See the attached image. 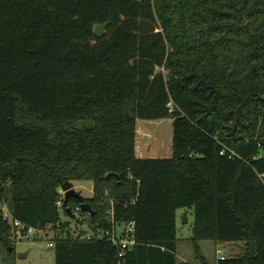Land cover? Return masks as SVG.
<instances>
[{
  "label": "trees",
  "instance_id": "trees-1",
  "mask_svg": "<svg viewBox=\"0 0 264 264\" xmlns=\"http://www.w3.org/2000/svg\"><path fill=\"white\" fill-rule=\"evenodd\" d=\"M166 117L172 156L138 158L137 119ZM263 174L264 0H0V211L60 224L56 264H179L185 207L198 263L211 240L245 243L215 264H264ZM82 180L93 195L62 210ZM108 199L117 224L135 221L121 258L61 218L88 203V224L110 229ZM12 244L1 216L0 264Z\"/></svg>",
  "mask_w": 264,
  "mask_h": 264
},
{
  "label": "rangeland",
  "instance_id": "rangeland-1",
  "mask_svg": "<svg viewBox=\"0 0 264 264\" xmlns=\"http://www.w3.org/2000/svg\"><path fill=\"white\" fill-rule=\"evenodd\" d=\"M106 34V32L104 33ZM173 118L137 119L136 155L138 158H168L173 153ZM74 188L83 196H92L94 192L93 181L82 180L73 183ZM178 250L177 254L182 264L198 263L195 260L192 243L195 212L193 207L179 208L177 211ZM63 221H68L73 231L88 229L89 217L82 214L74 216L61 211ZM80 219L81 222H78ZM124 227V226H123ZM54 237L53 232H39L37 235L24 238H13L14 247L10 252V260L14 264H56L55 248L48 246ZM202 244V253L206 255L211 264L216 263L220 253L216 251L215 242L205 241ZM226 255L233 256L238 246L223 244L218 246Z\"/></svg>",
  "mask_w": 264,
  "mask_h": 264
},
{
  "label": "built area",
  "instance_id": "built-area-1",
  "mask_svg": "<svg viewBox=\"0 0 264 264\" xmlns=\"http://www.w3.org/2000/svg\"><path fill=\"white\" fill-rule=\"evenodd\" d=\"M65 200H66V190L62 188L60 191V196L57 200V204L62 210L65 209ZM108 202L111 205V208L109 209L108 213L110 215V220L112 222V228L95 229L88 224V229H79L77 231H74V234L80 237V239H85V240L108 237V239L117 246L118 256L121 258L125 256L128 250L133 249L134 246L137 244V240L134 236L135 221H131L130 223L126 224L124 227L123 225L117 224L114 220V210H113L115 200L108 199ZM70 208H72L74 215L82 214V212H87V214L84 216L89 217L91 214L90 210H83L82 205H76ZM1 216H3L5 219H8L11 222V225L13 227V238L31 237L37 235L39 232H46V233L53 232L54 235L61 234L60 224L57 225V228H55L52 224L46 225L44 227H34L28 225L24 221H21L20 219L15 218L10 213L7 204H4L2 206V210L0 211V217ZM77 221L81 222L80 219H77ZM48 246L51 247L55 246V241L53 238H51V241L48 242ZM218 252L220 253L221 259H224L226 257L223 249H219Z\"/></svg>",
  "mask_w": 264,
  "mask_h": 264
},
{
  "label": "water",
  "instance_id": "water-1",
  "mask_svg": "<svg viewBox=\"0 0 264 264\" xmlns=\"http://www.w3.org/2000/svg\"><path fill=\"white\" fill-rule=\"evenodd\" d=\"M106 26L107 23H98L95 26V34L98 37H101L105 32H106ZM112 175H116V173H109L108 176H112ZM63 189L66 190V200H69L71 197H77L80 198L82 196V194L77 191L74 186L73 183L70 181H67L64 185H63ZM82 208L83 210H90L91 206L88 203H82ZM13 248L9 247V250L11 251Z\"/></svg>",
  "mask_w": 264,
  "mask_h": 264
},
{
  "label": "crops",
  "instance_id": "crops-1",
  "mask_svg": "<svg viewBox=\"0 0 264 264\" xmlns=\"http://www.w3.org/2000/svg\"><path fill=\"white\" fill-rule=\"evenodd\" d=\"M205 241H211V240H204V241H202L201 243H200V246H201V251H203L202 250V244H206V243H203V242H205ZM213 242H215V241H213ZM223 244H229L230 246H238V249L237 250H234L233 252H234V254H233V256L234 255H237V254H241L242 252H243V250H244V247H245V243L243 242V241H225V242H215V248H216V251L218 252V250L219 249H222L221 247L219 248L218 246H220V245H223ZM224 251V250H223ZM225 254V253H224ZM177 256H178V254H177ZM204 256L206 257V255L204 254ZM225 256H227V257H229L228 255H226L225 254ZM178 259H179V256H178ZM206 259H207V261L209 262V260H208V258L206 257ZM218 257H217V261H218ZM180 261V260H179ZM217 261H216V263H217ZM210 263V262H209ZM179 264H182L181 262L179 263ZM194 264H200V263H194ZM211 264V263H210Z\"/></svg>",
  "mask_w": 264,
  "mask_h": 264
}]
</instances>
